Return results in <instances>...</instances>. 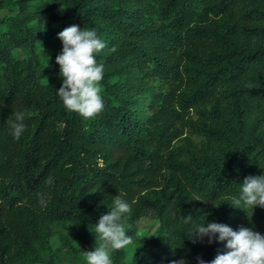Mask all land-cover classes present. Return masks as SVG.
<instances>
[{
  "label": "trees",
  "instance_id": "trees-1",
  "mask_svg": "<svg viewBox=\"0 0 264 264\" xmlns=\"http://www.w3.org/2000/svg\"><path fill=\"white\" fill-rule=\"evenodd\" d=\"M4 8L0 264H80L102 243L96 225L117 196L130 205L122 222L135 249L112 250V264H210L229 250L190 240L207 221L264 235V208L235 205L244 179L264 174V0H0ZM72 25L106 45L95 54L105 107L92 119L57 94L58 33ZM142 217L156 220L151 232L138 233Z\"/></svg>",
  "mask_w": 264,
  "mask_h": 264
},
{
  "label": "clouds",
  "instance_id": "clouds-1",
  "mask_svg": "<svg viewBox=\"0 0 264 264\" xmlns=\"http://www.w3.org/2000/svg\"><path fill=\"white\" fill-rule=\"evenodd\" d=\"M58 38L62 41V51L56 56V63L60 66L59 75L63 81L57 94L68 111L84 119L95 118L105 107L100 95L104 65L97 63L95 54L100 53L106 45L94 29H81L77 25L65 28L58 33ZM13 115L15 121L9 124L14 139L19 140L25 131L24 114L17 112ZM241 203L252 209L256 206L264 208V174L249 175L244 179L241 195L235 200V205ZM114 205L96 225V233L102 243L86 253V264H112V250L125 249L133 244L122 222L125 214L130 212V205L119 196L114 200ZM190 219V216L185 217L186 221ZM205 237L209 243L214 238L227 241L225 247L229 250L226 254H218L210 264H264V235L257 231L243 226L234 231L225 224L207 221L206 224L196 225L190 240L195 243L197 240L203 241ZM197 260L198 264H205L202 258L197 257ZM171 264L188 262L181 258L172 260Z\"/></svg>",
  "mask_w": 264,
  "mask_h": 264
},
{
  "label": "rangeland",
  "instance_id": "rangeland-1",
  "mask_svg": "<svg viewBox=\"0 0 264 264\" xmlns=\"http://www.w3.org/2000/svg\"><path fill=\"white\" fill-rule=\"evenodd\" d=\"M61 9H58V12H61ZM10 13V10L8 8H4V9H0V16L4 15V14H8ZM15 55L17 57H21V52L18 50L14 51ZM51 80L53 82H56L57 79L55 77H52ZM156 226V220H154L151 217H142L138 222H137V231L138 233H149L151 232L154 227ZM70 234H72V231H69ZM59 241L58 237L56 235H54L52 237V242L53 244H56ZM135 249V245H129L128 246V257L130 256L131 252ZM78 261L80 264H85L86 263V259L83 255L79 254L78 255ZM36 264V263H35Z\"/></svg>",
  "mask_w": 264,
  "mask_h": 264
}]
</instances>
